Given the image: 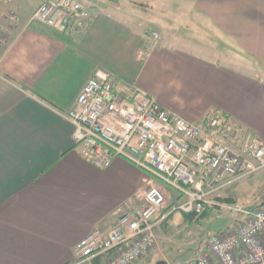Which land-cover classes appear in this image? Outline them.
<instances>
[{"label": "crops", "instance_id": "crops-1", "mask_svg": "<svg viewBox=\"0 0 264 264\" xmlns=\"http://www.w3.org/2000/svg\"><path fill=\"white\" fill-rule=\"evenodd\" d=\"M42 1L0 0V264L71 261L150 185L174 204L148 170L98 168L75 143L65 115L97 68L203 128L223 113L242 141H264V0L115 1L120 13L90 9L74 37L33 18Z\"/></svg>", "mask_w": 264, "mask_h": 264}, {"label": "built area", "instance_id": "built-area-1", "mask_svg": "<svg viewBox=\"0 0 264 264\" xmlns=\"http://www.w3.org/2000/svg\"><path fill=\"white\" fill-rule=\"evenodd\" d=\"M93 12L79 0H44L33 18L67 36L82 34ZM82 155L98 168L123 158L148 170L176 195L168 207L160 186L130 201L109 230L94 229L64 264H136L155 248L154 227L174 210L198 218L213 205L230 210L234 225L211 234L183 264H264V201L225 205L213 194L264 166V141H242L226 114L214 113L203 128L166 110L142 88L117 90L114 77L97 68L65 115ZM180 198H184L176 204ZM168 208L167 210H165Z\"/></svg>", "mask_w": 264, "mask_h": 264}, {"label": "rangeland", "instance_id": "rangeland-1", "mask_svg": "<svg viewBox=\"0 0 264 264\" xmlns=\"http://www.w3.org/2000/svg\"><path fill=\"white\" fill-rule=\"evenodd\" d=\"M40 1L21 0L25 7ZM79 1L91 10L120 13L117 2L126 3L129 0L125 2L123 0H114L117 1L114 3L108 0ZM131 1L134 2L133 0ZM230 186L215 192L211 200L225 205L227 202L224 201V198L229 197L235 199V202L244 205L260 204L264 201V166L236 182L234 196H232ZM183 199L180 198L176 204ZM214 207L209 208L207 214L202 218H194L192 220L185 217L181 210H174L165 219L164 223L154 227L156 236L155 248L136 264H153L160 259L167 261L166 258L172 264H183L185 259L192 257L197 252L199 245L205 244L211 234L228 230L234 225L233 214L230 210Z\"/></svg>", "mask_w": 264, "mask_h": 264}, {"label": "trees", "instance_id": "trees-1", "mask_svg": "<svg viewBox=\"0 0 264 264\" xmlns=\"http://www.w3.org/2000/svg\"><path fill=\"white\" fill-rule=\"evenodd\" d=\"M108 1H112V2H115L114 0H108ZM224 201L227 202V203H232V202H235V199L233 198H224ZM206 210V209H205ZM185 217H187L189 220H192L194 219V215L193 214H186V213H183ZM207 214V211H204L198 218H202L203 216H205Z\"/></svg>", "mask_w": 264, "mask_h": 264}, {"label": "water", "instance_id": "water-1", "mask_svg": "<svg viewBox=\"0 0 264 264\" xmlns=\"http://www.w3.org/2000/svg\"><path fill=\"white\" fill-rule=\"evenodd\" d=\"M153 264H169V263L164 259H160V260H157L156 262H154Z\"/></svg>", "mask_w": 264, "mask_h": 264}]
</instances>
